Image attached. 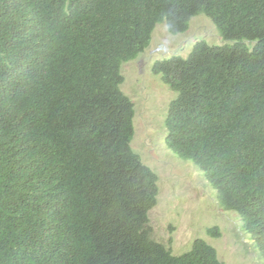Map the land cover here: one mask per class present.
<instances>
[{"label": "trees", "instance_id": "obj_1", "mask_svg": "<svg viewBox=\"0 0 264 264\" xmlns=\"http://www.w3.org/2000/svg\"><path fill=\"white\" fill-rule=\"evenodd\" d=\"M199 14L223 43L152 66L176 93L165 142L264 257V0H0V264H223L153 239L158 177L121 89L157 24Z\"/></svg>", "mask_w": 264, "mask_h": 264}, {"label": "rangeland", "instance_id": "obj_2", "mask_svg": "<svg viewBox=\"0 0 264 264\" xmlns=\"http://www.w3.org/2000/svg\"><path fill=\"white\" fill-rule=\"evenodd\" d=\"M222 44L218 29L207 16H194L186 32L171 34L167 24L155 26L149 46L123 64L122 91L134 103L133 150L158 177L156 204L149 211L153 239L170 246L174 254L203 238L223 264H264L259 247L232 211L223 210L200 169L179 158L166 145L165 118L176 93L152 72L155 61L173 55L186 57L197 41ZM216 226L219 234L206 230Z\"/></svg>", "mask_w": 264, "mask_h": 264}]
</instances>
